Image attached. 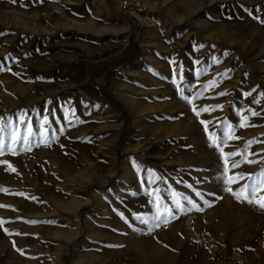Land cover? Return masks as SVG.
Returning <instances> with one entry per match:
<instances>
[{
	"label": "rangeland",
	"instance_id": "374dc122",
	"mask_svg": "<svg viewBox=\"0 0 264 264\" xmlns=\"http://www.w3.org/2000/svg\"><path fill=\"white\" fill-rule=\"evenodd\" d=\"M130 1L0 0V264H264V0Z\"/></svg>",
	"mask_w": 264,
	"mask_h": 264
},
{
	"label": "snow or ice",
	"instance_id": "6c2138e0",
	"mask_svg": "<svg viewBox=\"0 0 264 264\" xmlns=\"http://www.w3.org/2000/svg\"><path fill=\"white\" fill-rule=\"evenodd\" d=\"M253 114L255 115L256 113H253ZM197 115H199V113H197ZM202 123H205V122L202 121ZM249 143H251V142H249ZM2 150H3L2 149V146H0V151H2ZM230 155H238V153H231ZM238 166H239V164L236 163V162H234L232 164V167L233 168H236ZM262 175H264V173H262ZM238 179H240V177H238V176H233L232 177V180L233 181L238 180ZM249 190H251L252 196L254 197L255 196V188L252 187V185H248V184L243 185L240 188V193H244L245 194L244 198L248 199V202L249 203L256 202L260 208L264 209V198L254 201L253 199H251V198L248 197ZM228 191L232 192L233 195H236L238 198H240L239 197V194L236 193V192H233V190L231 188H229ZM0 223H2V222H0Z\"/></svg>",
	"mask_w": 264,
	"mask_h": 264
},
{
	"label": "built area",
	"instance_id": "2783aa9c",
	"mask_svg": "<svg viewBox=\"0 0 264 264\" xmlns=\"http://www.w3.org/2000/svg\"><path fill=\"white\" fill-rule=\"evenodd\" d=\"M116 7L132 13V15H137L143 11L140 2L133 4L130 0H117Z\"/></svg>",
	"mask_w": 264,
	"mask_h": 264
},
{
	"label": "bare ground",
	"instance_id": "6f19581e",
	"mask_svg": "<svg viewBox=\"0 0 264 264\" xmlns=\"http://www.w3.org/2000/svg\"><path fill=\"white\" fill-rule=\"evenodd\" d=\"M136 16H138L137 19H138L140 22H142V23L144 22L142 16H140V15H138V14H137ZM131 18L133 19L134 17H131ZM134 19H136V17H135Z\"/></svg>",
	"mask_w": 264,
	"mask_h": 264
}]
</instances>
